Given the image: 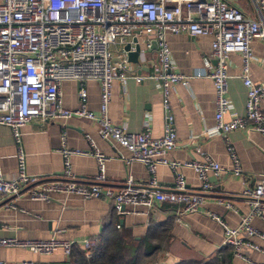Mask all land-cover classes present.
<instances>
[{"label":"built area","instance_id":"2783aa9c","mask_svg":"<svg viewBox=\"0 0 264 264\" xmlns=\"http://www.w3.org/2000/svg\"><path fill=\"white\" fill-rule=\"evenodd\" d=\"M237 0H0V126L11 131L17 145V171L12 177L0 172V198L14 201L25 198L33 202H50L53 195L76 196L83 201L105 199L112 203L117 215L136 214L129 209L143 208L146 213L159 205L179 207L178 216L199 211L205 195L212 194L209 176L218 178L225 169L203 155L200 161H169L167 155L176 148L174 118L171 113L170 94L175 85L187 87L192 76L176 70L167 35L211 36L210 58L205 59L204 70L195 78L208 79L214 89V127L204 130L202 138L220 136L231 161L228 170L233 177L242 174L233 145L227 135L233 131L259 133L264 137V111L259 102L264 97V85L250 79L249 66L254 60L250 44L264 40V0H255L260 20L245 17L231 6ZM133 39L143 41L147 54L142 63L147 75H130L127 54L121 52L115 61L113 47ZM145 39V40H143ZM155 46V48H154ZM143 53V50H142ZM239 54L240 75L246 89L244 112L233 114L228 121L223 116L233 110L227 98L226 83L229 56ZM213 63H211V61ZM137 84L152 80L161 95L163 133L154 137L148 127L140 133H131L123 126H114L108 118V108L115 81ZM66 81L83 85L96 82L100 87L98 113L87 108V92H77L78 108L67 110L62 104L61 84ZM84 119L98 126L101 141L114 143L125 149L129 157L125 163H140L148 172V180L137 185L128 179L118 190L102 185L107 182L105 163L108 159L97 149L95 142L86 137L88 151L67 148L66 137L60 138L59 153L63 159L59 177H33L27 174L25 153L21 148V130L30 122L42 124ZM197 139V137H195ZM90 156L96 162L97 173L85 183L72 172L71 157ZM159 166L173 173V185L167 191L156 190V171ZM190 168L197 174L200 187L190 191L181 170ZM155 189V190H154ZM249 202V210L242 214L235 228L206 214L222 228L223 246L230 247L233 257L247 261L242 248L264 256V235L251 226L254 218L264 221V176L260 175L252 187H245L237 195ZM7 201V202H8ZM227 210L236 213L230 202L218 200ZM6 202V203H7ZM255 237L258 246L250 242ZM96 239L86 238L80 243L58 240L21 241L0 239V248L26 250L33 255L46 256L60 251L70 258L74 248L81 249L90 260ZM0 264H3L0 261ZM19 264H34L23 261Z\"/></svg>","mask_w":264,"mask_h":264},{"label":"crops","instance_id":"0c3cea01","mask_svg":"<svg viewBox=\"0 0 264 264\" xmlns=\"http://www.w3.org/2000/svg\"><path fill=\"white\" fill-rule=\"evenodd\" d=\"M254 1L237 0L231 6L238 8L247 18L260 20ZM166 41L176 70L183 75L192 76L187 87L175 85L170 94L177 146L167 155V159L189 163L200 161L203 155H207L225 169L218 178L209 176L212 194L205 196L199 211L178 216L176 211L179 207L164 204L148 213L143 208H136L129 211L138 213L120 216L115 213L108 200L101 198L83 201L76 196L62 195H53L52 200L47 203L21 198L11 203L15 206L13 210L6 207L8 199L0 198V239L44 241L54 237L80 243L83 239L92 238L99 243L103 240L105 229L115 228L127 241L140 245L148 252L158 247L156 264H206L213 262L211 260H215L217 264H264L263 255L245 247L242 248V255L247 261L234 258L230 247L223 246L224 234L219 223L206 214L212 213L229 228H235L240 216L248 212L249 202L237 195L243 188L252 187L254 180L260 175L264 176V137L259 133L243 130L227 135L242 169L241 177H233L228 171L232 164L223 138L201 137L204 130L214 127L215 98L211 82L195 76L204 70V60L210 58L212 37L167 35ZM139 42L143 53L138 63L130 62V75H147L150 72L142 63L143 55L147 52L143 41ZM123 48L124 45L119 43L113 47L115 61L124 52ZM250 48L254 56L249 66L250 79L256 85H264V40L256 38L251 42ZM240 67V55H230L226 70L229 77L226 89L233 110L223 116L224 121H228L233 114L239 116L244 112L246 89L239 78ZM80 87L87 92L88 110L98 113L100 87L96 82L83 85L63 82L60 87L63 107L70 111L78 108L77 92ZM259 106L264 111V97ZM108 118L112 125L123 126L131 133H140L148 125L154 137H161L163 111L156 83L152 80H145L141 84L131 79L125 83L115 81L112 85ZM98 130L96 123L79 118L48 124L38 121L28 123L21 130V148L26 156L27 174L33 177H59L63 169V159L59 153L60 138L65 135L69 149L88 151L86 137H89L108 159L105 163L107 182L102 185L104 188L118 190L128 179L144 187L149 176L145 166L140 163L127 165L125 159L129 157V153L114 143L101 141ZM16 154L17 145L11 131L0 126V172L5 177H12L17 171ZM71 166L73 174L85 183H90L87 180L97 173L96 162L90 156L71 157ZM181 174L185 178L187 189L198 191L200 183L194 170L184 168ZM156 179V190L167 191L173 185V173L167 167L157 168ZM218 200L230 202L236 213L227 210ZM251 226L264 235V221L254 218ZM151 235L152 239L149 238ZM250 242L258 246L262 244L255 237L250 238ZM0 261L3 264H19L23 261H32L34 264H69L70 258H66L60 251L38 256L26 250L0 248Z\"/></svg>","mask_w":264,"mask_h":264},{"label":"trees","instance_id":"16d2710c","mask_svg":"<svg viewBox=\"0 0 264 264\" xmlns=\"http://www.w3.org/2000/svg\"><path fill=\"white\" fill-rule=\"evenodd\" d=\"M107 230V231H106ZM152 235L149 236L152 239ZM148 238V237H147ZM228 248V247H227ZM84 252L79 248H74L69 264H156L159 248H154L152 252L142 249L140 245H133L127 241L117 229H105L103 240L96 241L92 249V257L87 260ZM232 254V253H231ZM233 255V254H232ZM206 264H217L215 260ZM193 264V263H179Z\"/></svg>","mask_w":264,"mask_h":264},{"label":"water","instance_id":"95a60500","mask_svg":"<svg viewBox=\"0 0 264 264\" xmlns=\"http://www.w3.org/2000/svg\"><path fill=\"white\" fill-rule=\"evenodd\" d=\"M123 50L127 54L129 62L138 63V59L142 53L141 42H139L138 39H133L131 43H126ZM9 202L10 201H8L7 203Z\"/></svg>","mask_w":264,"mask_h":264}]
</instances>
